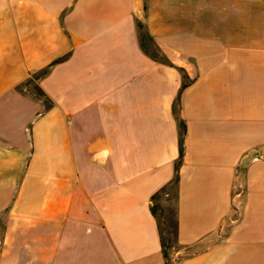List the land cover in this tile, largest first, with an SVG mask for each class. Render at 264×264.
I'll return each mask as SVG.
<instances>
[{"label": "crops", "instance_id": "obj_1", "mask_svg": "<svg viewBox=\"0 0 264 264\" xmlns=\"http://www.w3.org/2000/svg\"><path fill=\"white\" fill-rule=\"evenodd\" d=\"M178 96L173 264H264V0H0V264H166Z\"/></svg>", "mask_w": 264, "mask_h": 264}, {"label": "trees", "instance_id": "obj_2", "mask_svg": "<svg viewBox=\"0 0 264 264\" xmlns=\"http://www.w3.org/2000/svg\"><path fill=\"white\" fill-rule=\"evenodd\" d=\"M147 6V5H146ZM138 26L140 28V38H141V44L144 49V51L149 54L151 57H153L156 60L162 61L164 63H171L168 58L162 54V52L159 50V48L155 45L153 38L151 35L144 29L141 23H138ZM150 43H153L155 48H157L158 54L152 53L148 45ZM68 57V55H65L63 57H60L53 62H51L49 65L43 67L42 69L35 71L30 74L28 79L23 82L20 85V89L22 91H25L29 95H31L33 98L42 100L44 102V105L46 108L50 106V99L48 95L45 93V91L42 89L40 86V81L41 79L45 78L50 72L52 67L63 60H65ZM184 83L182 84V88L186 87L190 82L191 79L188 78V76L184 73ZM179 104V96L175 100L174 104V111L176 112L178 116V110H177V105ZM178 122H179V150H180V155L179 158L177 159L175 163V174L174 178L170 182V184L164 186L161 188L157 193H155L152 196V206L151 210L154 216L158 218V223H159V228H160V233H161V241H162V251L164 254V257L166 259V264H173L174 262L171 259V250L175 247L177 243V219H176V230L174 231V234L171 230L166 229V236L163 235L160 222H159V211H160V199L162 198V194L167 195L169 192H167V188L171 186V188L175 191L176 198L178 197V184H179V177H180V167L183 162L184 158V140H185V134H186V125L184 121L178 116Z\"/></svg>", "mask_w": 264, "mask_h": 264}, {"label": "rangeland", "instance_id": "obj_3", "mask_svg": "<svg viewBox=\"0 0 264 264\" xmlns=\"http://www.w3.org/2000/svg\"><path fill=\"white\" fill-rule=\"evenodd\" d=\"M148 48L152 53L158 54L157 48H155L153 43L149 42ZM166 191L169 192V194H162V198L159 201L160 211L158 217L162 233L167 237L166 229L171 230L173 234L176 230V195L171 186H169ZM175 247H178V245H175Z\"/></svg>", "mask_w": 264, "mask_h": 264}]
</instances>
